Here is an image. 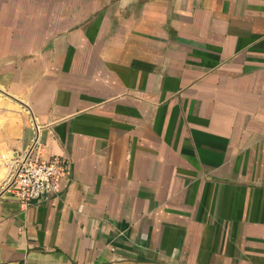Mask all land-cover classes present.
<instances>
[{
  "label": "crops",
  "instance_id": "obj_1",
  "mask_svg": "<svg viewBox=\"0 0 264 264\" xmlns=\"http://www.w3.org/2000/svg\"><path fill=\"white\" fill-rule=\"evenodd\" d=\"M0 264H264V0H0Z\"/></svg>",
  "mask_w": 264,
  "mask_h": 264
},
{
  "label": "built area",
  "instance_id": "obj_2",
  "mask_svg": "<svg viewBox=\"0 0 264 264\" xmlns=\"http://www.w3.org/2000/svg\"><path fill=\"white\" fill-rule=\"evenodd\" d=\"M37 140L12 160V168L3 190H12L24 203L46 199L61 189L67 174L66 163L58 158H43Z\"/></svg>",
  "mask_w": 264,
  "mask_h": 264
}]
</instances>
